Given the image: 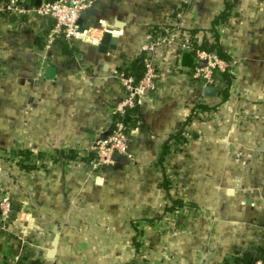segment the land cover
Masks as SVG:
<instances>
[{
    "label": "crops",
    "instance_id": "1",
    "mask_svg": "<svg viewBox=\"0 0 264 264\" xmlns=\"http://www.w3.org/2000/svg\"><path fill=\"white\" fill-rule=\"evenodd\" d=\"M225 1L92 0L76 48L59 41L49 50L43 36L52 21L0 14V193L12 204L4 229L0 223V264L19 255L30 264L264 256V0H229L214 39L207 31ZM154 24L168 27L152 55L156 89L125 117L127 154L90 173L89 145L109 132L124 95L115 73L145 48ZM105 30L117 42L102 53ZM191 35L218 42L232 60L226 99L204 96L192 78L194 53L181 47ZM197 103L208 109L194 112L183 143L166 151ZM176 201L182 205L167 209ZM167 216L176 226H159Z\"/></svg>",
    "mask_w": 264,
    "mask_h": 264
},
{
    "label": "built area",
    "instance_id": "2",
    "mask_svg": "<svg viewBox=\"0 0 264 264\" xmlns=\"http://www.w3.org/2000/svg\"><path fill=\"white\" fill-rule=\"evenodd\" d=\"M26 0H0V14H12L18 18L34 16L38 19L52 21L44 34V50H49L56 42L62 41L69 46L77 45L87 29L79 22L84 12L92 6V0H41L38 4H26ZM166 37H158L148 41L145 46L147 58L144 72L138 80L132 75H123L116 72L115 76L120 83L123 97L113 107L112 127L107 134H97L89 145V154L84 159L85 166L90 173H96L99 169L113 165L117 155H126L128 146V126L124 117L132 114L134 109L141 105L143 98L156 89V71L152 63V55L155 49L165 41ZM181 47L192 51L189 42H182ZM195 65L191 68V76L201 88L211 85L218 90L223 87L224 75L232 73L233 62L230 58H224L214 51L195 49ZM48 64V58L43 56L40 66ZM12 211L10 194H0V223L1 229L9 221ZM181 211V210H179ZM167 219L174 223V216L164 217L159 226H167ZM23 255L14 256L7 264H22ZM204 264V263H203ZM209 264H264V256L257 257L247 262H235L228 259L227 262H214Z\"/></svg>",
    "mask_w": 264,
    "mask_h": 264
},
{
    "label": "trees",
    "instance_id": "3",
    "mask_svg": "<svg viewBox=\"0 0 264 264\" xmlns=\"http://www.w3.org/2000/svg\"><path fill=\"white\" fill-rule=\"evenodd\" d=\"M37 0H26L25 3L26 4H36ZM226 10L220 12L218 15H216L212 21V29L210 28V31H207L209 33V36L211 35L214 39H218L217 36V32L215 31V26L220 25L222 23H224L228 16H229V11L231 12V2L229 0H226ZM168 27L166 28V26H160L157 24L152 25L149 29H148V36L151 39H155L158 38L160 36H163L164 34H166V32H168ZM193 31H196L195 29ZM190 34H192V30L189 32ZM181 34V33H180ZM185 39V38H184ZM187 42L190 43V47L193 48L192 52L195 49H205L208 51H214L216 52L218 55L224 57V58H228L220 49V46H218V42H214V41H209L207 39H202L201 41L195 40L194 36L191 35L190 37H188ZM65 44V43H64ZM71 48H76L75 45H73ZM69 50V49H67ZM194 53V52H193ZM147 58V51L146 48H142L140 49L136 55H134L132 58H122V62L120 67L118 68L117 72L122 73L123 75H132L135 80H138L141 75L144 72V68H145V61ZM232 75L230 73H227L224 75V82L225 84L223 85V87H221L218 91V97L222 100L226 99L228 94H229V88L230 85L232 83ZM208 109V107L202 103H197L195 105V107L193 108V110L190 112V114L188 116H186V118L184 119V121L181 123L182 128H180L174 135H172L171 137L175 140V144L173 146H171L169 143L166 144V148L165 150L167 151L168 148L170 149H178L179 145L183 143L184 141V134H183V126L186 124H190L191 121L194 119V117L196 116L194 112H198L200 110H205ZM135 112V109H134ZM124 120L126 121V123H128L129 120H126L124 117ZM26 155H29V152H24L23 151L20 153L19 156V162L20 163H25V161H28V159L26 158ZM25 167L29 169V167H32V165L30 163L25 164ZM182 202L181 201H176L173 203L172 207H169L167 209H172L178 206H181ZM9 257H7L5 260H7L8 262ZM24 262L27 260V256H24ZM2 261H4V259H1ZM10 261V260H9ZM233 261L235 262H247L246 260H240L236 255L233 257ZM29 261L25 262V264H30ZM223 262H227V260H224ZM24 264V263H22Z\"/></svg>",
    "mask_w": 264,
    "mask_h": 264
},
{
    "label": "water",
    "instance_id": "4",
    "mask_svg": "<svg viewBox=\"0 0 264 264\" xmlns=\"http://www.w3.org/2000/svg\"><path fill=\"white\" fill-rule=\"evenodd\" d=\"M38 3H40V1H38ZM79 22L80 23L82 22V18H80ZM116 42H117V37L112 35L110 31L105 30L103 31L100 42L97 45V50L102 53L106 52L107 49L109 48L110 49L115 48ZM45 70H46V77L51 78L54 73L53 67L48 65L46 66ZM202 92H203V95L206 97H216L218 93V89L215 86L207 85L202 88ZM209 259L210 257H206V260H205L206 262H204V264H209V261H208Z\"/></svg>",
    "mask_w": 264,
    "mask_h": 264
},
{
    "label": "rangeland",
    "instance_id": "5",
    "mask_svg": "<svg viewBox=\"0 0 264 264\" xmlns=\"http://www.w3.org/2000/svg\"><path fill=\"white\" fill-rule=\"evenodd\" d=\"M1 194V193H0Z\"/></svg>",
    "mask_w": 264,
    "mask_h": 264
}]
</instances>
